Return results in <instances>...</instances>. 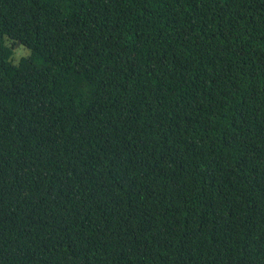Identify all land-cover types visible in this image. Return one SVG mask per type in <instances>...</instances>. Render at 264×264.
I'll return each instance as SVG.
<instances>
[{
  "label": "trees",
  "instance_id": "16d2710c",
  "mask_svg": "<svg viewBox=\"0 0 264 264\" xmlns=\"http://www.w3.org/2000/svg\"><path fill=\"white\" fill-rule=\"evenodd\" d=\"M0 264H264V0H0Z\"/></svg>",
  "mask_w": 264,
  "mask_h": 264
},
{
  "label": "rangeland",
  "instance_id": "374dc122",
  "mask_svg": "<svg viewBox=\"0 0 264 264\" xmlns=\"http://www.w3.org/2000/svg\"><path fill=\"white\" fill-rule=\"evenodd\" d=\"M28 54H29V50H27L22 46H19L17 49H15L13 55V61L17 63L21 57L27 56Z\"/></svg>",
  "mask_w": 264,
  "mask_h": 264
},
{
  "label": "water",
  "instance_id": "95a60500",
  "mask_svg": "<svg viewBox=\"0 0 264 264\" xmlns=\"http://www.w3.org/2000/svg\"><path fill=\"white\" fill-rule=\"evenodd\" d=\"M20 45H21L20 42H18V43L16 44L15 49H17Z\"/></svg>",
  "mask_w": 264,
  "mask_h": 264
}]
</instances>
